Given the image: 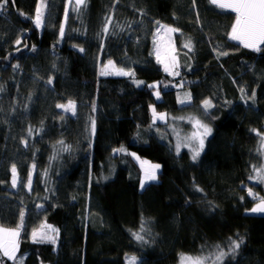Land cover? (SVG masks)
Here are the masks:
<instances>
[{"label": "trees", "instance_id": "obj_1", "mask_svg": "<svg viewBox=\"0 0 264 264\" xmlns=\"http://www.w3.org/2000/svg\"><path fill=\"white\" fill-rule=\"evenodd\" d=\"M68 7L7 0L0 9V228L19 231L18 260L0 252V264H178L213 260L217 245L220 264H264V215L247 212L264 200L250 179L264 134V44L231 40L236 13L211 0ZM159 25L177 30L179 75L153 55ZM109 61L134 75L100 76ZM69 101L74 112L57 107ZM185 118L211 130L195 160L175 151L172 125L186 129ZM63 145L74 155L55 157ZM136 157L161 165L156 182L141 188ZM43 224L58 230L54 244L33 241Z\"/></svg>", "mask_w": 264, "mask_h": 264}, {"label": "snow or ice", "instance_id": "obj_2", "mask_svg": "<svg viewBox=\"0 0 264 264\" xmlns=\"http://www.w3.org/2000/svg\"><path fill=\"white\" fill-rule=\"evenodd\" d=\"M77 8L74 10H78L80 5L85 3V0H76ZM213 3H217L221 8H230L232 11L236 13V19L234 24L232 25L231 33L229 34V38L231 40L239 41L244 47L246 48H253L259 50L257 47L260 44H264V0H231L230 3H223L221 0H213ZM7 4V0H0V9H3ZM43 5L40 4L37 6L36 9V18L35 23L36 26L39 27L41 24V16L43 15L42 11ZM159 24V22H157ZM161 29L165 30L167 33H172L177 31L176 29L169 28L165 25H159L157 31L159 32ZM61 35H63L64 27L61 25ZM104 31H107V27H105ZM17 44L20 43L19 40L16 41ZM184 47L188 48L189 50L192 49L191 41H187L184 44ZM222 55H226L227 53H221ZM157 61L159 63H165L164 61L160 60V52L159 48L156 49ZM14 67H18L14 66ZM115 66L112 64L111 61L108 62V65H105L104 69L101 70V75H107L109 73V69L114 68ZM171 68H176L177 64L175 62V56L171 57V63H165L164 70L169 72V74L179 75V72H171ZM116 74L119 75H134V73L124 72L122 69L116 71ZM51 81H49L50 83ZM141 83V82H136ZM150 87H155V85H150ZM241 92L243 89L241 88ZM159 96V93H157ZM255 94L253 93V99ZM190 95H187L184 100H180L179 102L184 103L185 100H190ZM204 107L209 108L211 107V103L208 100H205ZM58 108H63L65 111H72L75 110V104L72 101H69L66 105H57ZM161 119L163 115L161 114ZM155 119V114H154ZM194 127L203 128V135L206 136L211 130L207 128V126L202 125L199 121L194 122ZM199 140V148L192 149V159L195 160L199 154L200 149L203 148V139L199 136L198 133L194 132L191 137L186 138L184 142V146H189L190 143L193 141ZM62 143V142H61ZM262 147H264V138H262ZM180 144H177V151L179 152ZM146 163V162H145ZM159 168V165H149L148 169L145 172V180H155L156 179V169ZM257 177L261 182H264V168L256 169ZM13 173V187L16 186L17 178H16V168L15 166L12 167ZM31 184V177L29 176V186ZM141 186H144V180L141 181ZM249 194H252L251 191ZM252 212H264V200H261L256 207L251 209ZM23 218V213H21V219ZM42 229H47L46 231H36L34 230L32 233L33 241L34 242H43V241H50L53 244L55 243V234L58 233V230L53 228L50 225H42ZM19 235L18 230H8L0 228V252L3 253L4 256H7L10 259H16L15 252L17 247V237ZM137 240H143V236L139 234H134ZM240 243L242 241L237 242L233 240L231 242L230 252L235 253L236 249L240 247ZM217 253H215V259L213 264H220L223 260L226 253L222 250H219V245H217ZM209 257H185L182 255L181 257V264H207ZM136 258H132V264H135Z\"/></svg>", "mask_w": 264, "mask_h": 264}, {"label": "rangeland", "instance_id": "obj_3", "mask_svg": "<svg viewBox=\"0 0 264 264\" xmlns=\"http://www.w3.org/2000/svg\"><path fill=\"white\" fill-rule=\"evenodd\" d=\"M68 5H69V9L71 11H73L74 9L77 8V3H76V0H68ZM82 5L79 6L78 9H80ZM37 27V26H36ZM39 28H41V24L39 26ZM154 49H153V55H155V57L157 58V55H156V49L159 48V52H160V60L164 61L165 63H171V57L172 56H175V62L176 64L178 63V56L175 54V46H174V43H173V33H167L165 30L161 29L159 32L156 31V35H155V38H154ZM261 45V44H260ZM260 45H258L257 47H259ZM189 50V49H188ZM165 63H160L161 65H163V67H165ZM113 64V63H112ZM108 65V64H106ZM114 65V64H113ZM105 66L102 67V69H104ZM130 67H124V68H117V67H114V68H111L109 69V73L110 74H107V75H101V70H100V76H108V75H111V76H119V74H116V71L119 70V69H122L124 72H129V69ZM170 71L171 72H176L178 71V65L176 68H171L170 67ZM169 73V72H167ZM173 75V74H171ZM151 85H155V89L153 91V95H154V98H156V100H160V95L157 96V93H159L158 89H157V83L156 82H153ZM151 109V112L153 114V119H154V114H155V122L156 121H159V122H162L164 123L165 121H167V116L166 114H162L163 115V118L161 119V114H157L154 107H150ZM195 121H199L197 118L196 119H190V118H185L184 119V123L187 124V128H180V127H184V126H179V124H177L176 126L172 125V129H173V136H174V140L176 141V147H175V151H177V144L179 143L180 144V149L182 148H188L189 150H191L192 152V149L193 148H199V140L197 139L196 141H193L192 143L189 144V146H184V142L186 140V138L188 137H191L192 134L194 132L198 133L199 136L203 139V141L205 142V138L208 137L209 133L204 136L203 135V128H199V127H194V122ZM202 125H204L201 121H199ZM262 138H264V134L261 136V140L259 142V149H258V152H257V160L253 163L252 165V169H253V172H252V176H251V182L252 183H255V184H260L263 188H264V182H261L259 181L258 179H256L257 177V172L255 171L256 169H261V168H264V147H262ZM204 145V143H203ZM179 149V151H180ZM202 149H200L201 151ZM71 155H74L73 153V147L72 146H67V145H63L62 147H58V149H56L55 151V157L59 156V154H61V152H65ZM178 152V151H177ZM135 156H137L136 154H134ZM136 159L138 160V163H140V167H141V172L143 174L142 176V180H144V186L146 185V183L148 182H156V180L158 179V172L160 171L161 169V165L158 164V163H150L146 160H141L139 161L138 157H136ZM146 162V163H145ZM149 165H159V168L156 169V179L155 180H145V172L146 170L148 169V166ZM141 184V183H140ZM143 186V187H144ZM141 186V188H143ZM251 190H249V193H250ZM252 194H249V196L251 197V199H258L259 196L251 191ZM261 201V199L257 200V202L254 204L253 208L256 207V205ZM252 209V208H251ZM251 209L249 211H247L249 214L251 215H264V212H252ZM45 225V224H43ZM3 229H6V228H3ZM8 230H11V229H8ZM47 229H42V226H40V228L36 231L40 232V231H46ZM19 237V235H18ZM18 237H17V247H16V252H15V256H16V259L18 260V254H17V250H18ZM55 237H56V234H55ZM3 254V253H2ZM185 257H190V256H186L184 255ZM182 257V256H181ZM193 257V256H192ZM10 259V258H9ZM15 259V260H16ZM213 260H208L207 264H213ZM129 264H132V259L130 260ZM178 264H181V259L179 260V263ZM187 264V262H186Z\"/></svg>", "mask_w": 264, "mask_h": 264}, {"label": "crops", "instance_id": "obj_4", "mask_svg": "<svg viewBox=\"0 0 264 264\" xmlns=\"http://www.w3.org/2000/svg\"><path fill=\"white\" fill-rule=\"evenodd\" d=\"M212 2H213V0H211ZM221 2H223V3H230L231 2V0H221ZM216 6H218V4L217 3H214ZM219 7V6H218ZM221 8V7H220ZM221 9H223V8H221ZM224 9H227V10H230V11H232L230 8H224ZM232 12H234V11H232Z\"/></svg>", "mask_w": 264, "mask_h": 264}]
</instances>
